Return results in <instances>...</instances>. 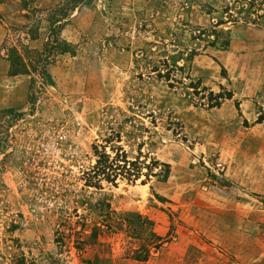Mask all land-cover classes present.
<instances>
[{"label":"rangeland","instance_id":"374dc122","mask_svg":"<svg viewBox=\"0 0 264 264\" xmlns=\"http://www.w3.org/2000/svg\"><path fill=\"white\" fill-rule=\"evenodd\" d=\"M69 1L0 0V264H264V0Z\"/></svg>","mask_w":264,"mask_h":264},{"label":"trees","instance_id":"16d2710c","mask_svg":"<svg viewBox=\"0 0 264 264\" xmlns=\"http://www.w3.org/2000/svg\"><path fill=\"white\" fill-rule=\"evenodd\" d=\"M73 3V6H71V11H73L74 9H76V7H78V5H80L82 3V0H77V1H69L67 3ZM64 17H67V11L66 14H63ZM61 23V20H52L50 22V28H51V33H50V38L52 37V35H54L55 32L52 31V29H55V26L57 24ZM50 41H48L49 43ZM49 44H46V47ZM69 52V47L64 43L62 49L60 50V53H66ZM26 73V68H24V66H20L19 64L15 65L14 63V68L13 70L10 72L11 76L14 75H19V74H25ZM2 144L0 142V155H1V150H2ZM93 153L94 156L97 158L96 164L92 169V176L91 179L87 180L86 185H88L89 187H94L97 190H101V182L105 181L109 184H114L118 178L120 179H125L126 181H131L132 179H138L137 177V173L136 171L139 172V168L138 165L135 162H126V157L125 156H119V152H121V150L117 149V153L115 154V158H113L112 160L110 159V156L107 155L104 151L100 152L98 150V148L95 146L93 148ZM122 159V161H121ZM118 163H122L123 165L120 166L118 165ZM157 163V162H155ZM129 165L130 168L128 169L126 167ZM157 165V164H156ZM165 167H169L167 165H165ZM168 170V169H167ZM162 180L165 181L168 178V172L166 174H164V176ZM91 180L96 181V183L94 184L95 186H93ZM141 220V218H137V220ZM147 223L149 224V220H146ZM142 222V220H141ZM129 223L132 225L134 222L132 220H129ZM138 224V223H137ZM137 224H135L134 226H136ZM100 229L97 228H92L90 234L88 237H86V242L88 241H95L98 237L99 231ZM133 233V232H132ZM153 236V234H151ZM149 243L154 244V242L149 241ZM81 249V248H79ZM135 255V256H134ZM142 252L138 251V252H134L133 256L134 259L136 261H147L148 257L150 256V252L148 250L145 251L144 253V257L142 256Z\"/></svg>","mask_w":264,"mask_h":264},{"label":"built area","instance_id":"2783aa9c","mask_svg":"<svg viewBox=\"0 0 264 264\" xmlns=\"http://www.w3.org/2000/svg\"><path fill=\"white\" fill-rule=\"evenodd\" d=\"M51 129H53L54 138L49 143H41L40 153L57 160L61 155L63 144L67 141V134L63 126H53Z\"/></svg>","mask_w":264,"mask_h":264},{"label":"crops","instance_id":"0c3cea01","mask_svg":"<svg viewBox=\"0 0 264 264\" xmlns=\"http://www.w3.org/2000/svg\"><path fill=\"white\" fill-rule=\"evenodd\" d=\"M155 214L156 215H154L152 218H149V219L152 220L156 224V226H158V222L163 224V222L167 221L166 218L164 217L163 213H161L160 211H155ZM158 227H160V226H158ZM150 255H151V251H150ZM152 257L147 261V263H149L150 260H152Z\"/></svg>","mask_w":264,"mask_h":264}]
</instances>
